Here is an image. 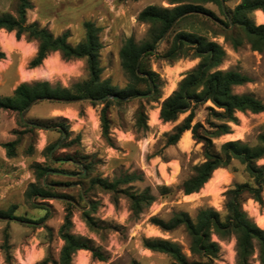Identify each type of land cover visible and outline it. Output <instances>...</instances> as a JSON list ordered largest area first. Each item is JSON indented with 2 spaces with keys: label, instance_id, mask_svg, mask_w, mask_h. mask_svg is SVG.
<instances>
[{
  "label": "rangeland",
  "instance_id": "1",
  "mask_svg": "<svg viewBox=\"0 0 264 264\" xmlns=\"http://www.w3.org/2000/svg\"><path fill=\"white\" fill-rule=\"evenodd\" d=\"M239 2L229 0L224 6L233 9ZM16 3L17 0H0V13L14 14ZM149 5L166 8L173 6L168 0H31L26 20L28 23L37 22L55 36L67 32L68 42L72 45L83 40V23H94L101 29L102 78L109 79L112 85L122 89L127 80L120 67L118 53L126 38L132 37L137 43L146 39L149 26L140 23L137 15ZM204 7L222 19L220 9L214 3H205ZM261 18H264V12L256 11L252 15L257 25L264 24ZM210 27L200 23L194 25L195 29L201 30L226 51L219 69L236 70L250 78V82L236 87L234 92L251 94L264 103V53L252 51L247 44L233 50L224 37H213V31L217 32V29ZM160 48H166L164 42ZM0 49L5 54L0 61V69L3 71L0 72V96H10L13 88L21 83L47 81L52 85L69 87L86 78L84 60L65 61L57 52L50 54L40 66L30 68L29 62L36 53L37 42L25 36L17 39L14 32H0ZM198 62L199 59L184 58L169 63L151 57L149 65L159 75L161 98L158 101L131 99L120 105H112L109 109L110 142L101 135L100 105L39 100L29 107L23 119L41 121L48 126L35 130V133L21 135L16 157L7 158L10 162L0 167V210L15 206L13 214L24 219H0V264H37L46 257L58 259L62 241L57 234L65 214V205L61 198H28L27 187L36 182L32 169L34 163L55 169L42 179L44 185L72 199L77 207L73 209L72 232L90 239L107 257L106 262H99L91 257L90 252L80 250L73 256L72 264L169 263L166 255L145 249L142 238H162L175 242L185 255H190L189 238L182 228L162 232L150 223V218L168 220L177 211L194 218L202 208H213L223 214L225 192L235 184L251 182L244 166L233 161L227 168L214 172L210 182L199 192L184 195L179 189L181 182L192 174L193 166L202 162V144L196 143L188 131V139L183 133L176 144L167 145V135L188 113L180 115L175 122L164 123L159 119V111L162 101L172 94L179 81ZM209 105L205 103L194 110L192 125L201 123L206 126V108ZM139 106H143L146 111V131H137L134 126ZM0 113V136L5 141L14 140L16 135L12 131L22 130L18 125L17 113ZM236 116L238 124L231 125V133L213 140L216 150L226 141L240 140L254 145L257 135L264 132V113H237ZM7 117L13 121L11 128ZM58 124L68 127L70 134L66 141L64 138L61 140L62 135L56 128ZM59 141L55 149L47 150ZM63 142L66 145L61 147ZM48 157L53 163H49ZM78 158L83 159L82 162H77ZM85 163H90L88 170L84 167ZM257 165L264 166V158ZM121 172L141 174L143 180L135 183L134 187L138 190L148 188L154 196L153 203L137 217L131 214L124 196L113 203L110 194L89 186L92 178L111 180ZM162 185L170 187L171 192L160 195L158 188ZM33 204H37L36 207ZM92 206L95 207L92 216L96 221L93 230L81 218V209L87 210ZM242 208L264 229V192L262 204L244 196ZM42 218L44 220L40 222ZM4 229L8 230L9 236L6 247L2 243ZM219 245L220 253L215 264H235V239L219 241ZM251 263L260 264L256 255Z\"/></svg>",
  "mask_w": 264,
  "mask_h": 264
},
{
  "label": "trees",
  "instance_id": "2",
  "mask_svg": "<svg viewBox=\"0 0 264 264\" xmlns=\"http://www.w3.org/2000/svg\"><path fill=\"white\" fill-rule=\"evenodd\" d=\"M221 1L226 3L229 0H168V3L173 5L171 8L149 5L142 9L137 15V20L149 26L146 39L137 43L132 37L126 38L118 53L120 67L127 80L122 89L112 85L109 79L102 78L100 52L103 46L99 37L101 29L94 23L84 22L83 40L72 45L68 42L67 32L55 36L37 22H27L26 13L31 7V0H17L14 14L0 13V30L14 32L17 39L25 36L28 40L37 42L36 53L29 62L30 68L40 66L50 54L56 52L65 61L84 60L86 68V78L74 82L69 87L52 85L47 81L21 83L10 96H0V110L17 113L18 125L22 128L21 131H12V134L16 135L14 140L1 144L8 159L16 157L21 135L35 133V130L48 126L41 121L25 122L21 118V112L32 101L57 98L100 105L101 135L110 142L109 109L112 105H120L131 99L158 101L161 98L159 75L149 65L151 57L169 63L184 58L199 59L198 64L179 81L172 94L162 101L159 111V119L164 123L175 122L180 115L188 113L167 135V145L176 144L185 131H190L192 139L202 144V162L193 166L192 174L181 182L179 189L184 195L199 192L215 170L227 168L233 161H238L244 166L251 182L235 184L225 192L223 214L213 208H202L194 218L182 211L173 212L168 220L151 217L150 223L162 232L182 228L189 238V256L185 255L180 245L175 242L162 238H142V246L151 252L166 255L170 260L168 264H215L220 253L219 241L231 238L235 239V264H252L254 255L260 264H264V229H261L242 208L244 196L262 204L264 166H258L257 162L264 158V132L257 135L254 145L240 140L226 141L216 150L213 143L214 139L231 133V125L238 124L237 113H264V103L251 94L234 92L236 87L250 82V78L236 70H220L226 51L201 30L194 28L196 23L209 28L213 26L217 29V32L213 31V37H224L233 50L247 44L252 51L264 53V24L257 25L252 19L256 11L264 12V0H240L233 9L225 7V11ZM205 3L217 5L222 19H218L212 11L206 9ZM163 42L165 49L160 48ZM4 57L5 54L0 49V61ZM113 96L115 98H112ZM205 103L210 104L206 108V126L201 123L192 125L194 110ZM146 120V111L143 106H139L134 124L137 131L148 129ZM56 128L61 135L64 134L66 141L70 134L68 127L58 124ZM55 145L47 150H52ZM65 145L63 142L61 147ZM82 160L78 158L77 162ZM48 161L53 163L49 157ZM84 167L88 170L90 163H85ZM32 169L36 182L28 185V198H61L65 205V214L57 234L62 241L58 259L46 257L37 264H72L73 256L80 250L90 252L91 257L99 262H106L107 257L90 239L72 232L73 209L77 208L72 199L67 195L57 194L53 188L44 185L42 179L55 169L39 163H34ZM142 180L141 174L121 172L111 180L92 178L89 186L110 194L113 203H116L120 196H124L131 214L137 217L154 201V196L148 188L138 190L134 187L135 183ZM158 192L160 195H166L171 192V188L162 185ZM79 197L83 199L81 193ZM33 205L36 207L37 204ZM14 208L15 206H11L8 210H0V219L24 220L13 214ZM94 211V206L87 210L81 209V218L91 230L96 226L92 216ZM43 220L40 219V222ZM8 238V230L4 229L3 247L7 246Z\"/></svg>",
  "mask_w": 264,
  "mask_h": 264
},
{
  "label": "crops",
  "instance_id": "3",
  "mask_svg": "<svg viewBox=\"0 0 264 264\" xmlns=\"http://www.w3.org/2000/svg\"><path fill=\"white\" fill-rule=\"evenodd\" d=\"M3 31V30H0V32ZM0 72L3 73V71L0 69ZM19 85V84H18ZM16 87L13 88V90L15 89ZM0 112H3V110H0ZM1 115V113H0ZM7 122H8V126L9 128H11V124L13 121H10L9 117H7ZM185 134V138L188 139L189 138V132L186 131L184 132ZM188 134V135H187ZM5 142H8V141H5L3 140L2 136H0V167L3 165V164H7L9 163L10 161L6 158L5 156V150L3 149V147L1 146L2 143H5Z\"/></svg>",
  "mask_w": 264,
  "mask_h": 264
},
{
  "label": "water",
  "instance_id": "4",
  "mask_svg": "<svg viewBox=\"0 0 264 264\" xmlns=\"http://www.w3.org/2000/svg\"><path fill=\"white\" fill-rule=\"evenodd\" d=\"M221 4H222V8H223V10L225 11V6H224V2L223 1H221ZM112 98H115L114 96L112 97ZM47 100H52V101H60V102H78V101H80V100H65V99H57V98H47ZM36 101H38V100H34V101H32L27 107H25L24 109H23V111L21 112V114H20V116H21V118L23 119V117H24V115H25V112L29 109V107L34 103V102H36ZM24 120V119H23ZM25 122H26V120H24ZM63 137H64V134L62 135V138H61V140L63 139ZM60 142L61 141H59L53 148H52V150L53 149H55L59 144H60ZM51 150V151H52Z\"/></svg>",
  "mask_w": 264,
  "mask_h": 264
},
{
  "label": "bare ground",
  "instance_id": "5",
  "mask_svg": "<svg viewBox=\"0 0 264 264\" xmlns=\"http://www.w3.org/2000/svg\"><path fill=\"white\" fill-rule=\"evenodd\" d=\"M261 20H264V18H261ZM6 36H7V35H6ZM3 44H4V43H3ZM46 63H47V60H46ZM45 68H46V67H45ZM49 68H50V67H48L47 69H49ZM37 71H38V70H37ZM39 71H40V70H39ZM44 72H45V71H44ZM187 135H188V134H187ZM217 170H218V169H217ZM217 170H215L214 172H216ZM217 172H219V171H217ZM214 174H215V173H214ZM214 174H213V176H214ZM211 179H212V178H211ZM211 179H210V180H211ZM210 180H209L208 182H210ZM225 180H227V179H225ZM218 181H219V180H218ZM208 182H207V183H208ZM222 182H223V181H222ZM225 182H226V181H225ZM207 183H206V184H207ZM206 184H205V185H206ZM212 184H213V183H212ZM225 184H226V183H225ZM219 185H220V184H219Z\"/></svg>",
  "mask_w": 264,
  "mask_h": 264
}]
</instances>
